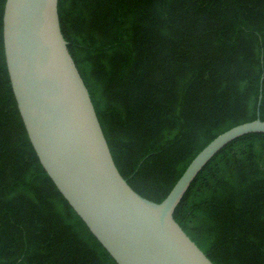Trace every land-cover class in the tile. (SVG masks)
<instances>
[{
	"label": "trees",
	"instance_id": "trees-1",
	"mask_svg": "<svg viewBox=\"0 0 264 264\" xmlns=\"http://www.w3.org/2000/svg\"><path fill=\"white\" fill-rule=\"evenodd\" d=\"M0 0V264H117L42 167L5 63ZM124 179L160 202L225 130L264 120V0H67ZM181 228L213 264H264V141L208 177Z\"/></svg>",
	"mask_w": 264,
	"mask_h": 264
},
{
	"label": "water",
	"instance_id": "water-1",
	"mask_svg": "<svg viewBox=\"0 0 264 264\" xmlns=\"http://www.w3.org/2000/svg\"><path fill=\"white\" fill-rule=\"evenodd\" d=\"M67 0H5V63L29 141L56 188L117 264H213L181 228L209 175L264 141V120L209 141L167 195L149 200L124 179L88 71L65 22Z\"/></svg>",
	"mask_w": 264,
	"mask_h": 264
}]
</instances>
